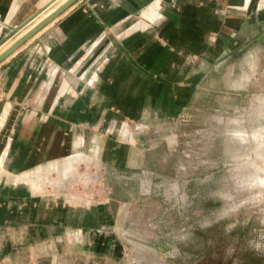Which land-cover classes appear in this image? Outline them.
<instances>
[{"label": "crops", "instance_id": "obj_1", "mask_svg": "<svg viewBox=\"0 0 264 264\" xmlns=\"http://www.w3.org/2000/svg\"><path fill=\"white\" fill-rule=\"evenodd\" d=\"M40 1L0 0V43L42 8L23 15ZM38 46L59 68V86L46 96L42 120L32 70ZM233 54L240 72L220 71L224 89L260 85L264 0H77L4 59L0 264L145 260L124 246V206L114 216L109 200L65 188L77 175L70 171L85 160L72 155L103 133L114 138L107 158L123 164L117 155L122 144L134 145L133 133L180 115L198 92L210 94L205 85L217 81L213 69L229 67ZM53 112L64 115V125L47 120ZM87 161L94 163V156Z\"/></svg>", "mask_w": 264, "mask_h": 264}, {"label": "rangeland", "instance_id": "obj_2", "mask_svg": "<svg viewBox=\"0 0 264 264\" xmlns=\"http://www.w3.org/2000/svg\"><path fill=\"white\" fill-rule=\"evenodd\" d=\"M60 1L39 4L23 15L46 7L31 16L32 24ZM31 24L2 43L0 50ZM36 60L32 70L43 97L37 102L42 120L46 96L59 86V68L42 46L36 49ZM236 60L233 54L229 67L213 69L217 81L205 85L210 94L198 92L180 115L133 133L135 144H122L117 153L123 164L107 158L114 138L103 133L94 145L72 155L85 159V164L70 171L77 175L65 188L109 200L114 216L120 205L125 207L126 215L119 221L124 246L146 257L137 264H264V185L259 189L246 182L250 164L264 168V155L258 159L254 142H242L236 135L264 125V59L255 76L260 85L227 91L220 71L240 72ZM46 116L64 125V115ZM89 156H94V163L87 161Z\"/></svg>", "mask_w": 264, "mask_h": 264}, {"label": "bare ground", "instance_id": "obj_3", "mask_svg": "<svg viewBox=\"0 0 264 264\" xmlns=\"http://www.w3.org/2000/svg\"><path fill=\"white\" fill-rule=\"evenodd\" d=\"M47 0H41L40 1V4H47V3H49L50 2V0H48L47 2H46ZM53 1V0H52ZM66 0H61L59 3H56V5H54V6H52V7H48L49 9L48 10H46L44 13H42L40 16H36L35 15V17H37V18H35L34 19V21H33V23L31 24V21H30V26L27 28V29H25V30H23L15 39H13L12 41H10L5 47H3L1 50H0V53L2 52V51H4L5 49H7L12 43H14L19 37H21L24 33H26L29 29H31L34 25H36L37 23H39L40 21H42L45 17H47L50 13H52L55 9H57V7L59 6V5H61L62 3H64ZM55 2V1H54ZM53 4V3H52ZM45 6H47V5H45ZM46 8V7H45ZM27 26V25H26ZM24 28V27H23ZM23 28H21L20 30H22ZM17 35V34H16ZM15 36V35H14ZM11 39V38H10ZM264 104V103H263ZM260 105V104H259ZM264 124V123H263ZM262 124V125H263ZM123 128V127H122ZM124 133H125V130L123 131ZM120 134V133H119ZM125 135V134H124ZM236 135L237 136H239L240 137V139H241V141L243 142V141H245V142H247L248 140H251V141H253L254 142V146H255V149H254V155L257 157V156H259V158L258 159H262V158H260V156L261 155H264V125L263 126H261V127H259V128H256V129H254V130H252L251 132H250V134H246L244 131H242L241 133H239V132H236ZM235 135V136H236ZM238 137V138H239ZM239 139V140H240ZM80 155V154H79ZM263 158H264V156H263ZM70 159H71V157H70ZM90 159V158H89ZM256 159V158H255ZM258 159L256 160V161H258ZM260 161V160H259ZM75 162V161H74ZM79 162V161H78ZM254 162H255V160H254ZM77 163V162H76ZM80 163V162H79ZM87 163V162H86ZM72 164H73V162H72ZM84 164H85V162H84ZM253 164V165H252ZM252 164H250L251 166H252V168H251V170H252V173L250 174V176H248L247 177V180H246V182H248L249 183V186H252V187H254V188H259V189H262L261 187L264 185V178L262 177V172H264V168L263 169H260V168H258L256 165H254V163H252ZM245 165V164H244ZM51 165H49V167H50ZM75 166V165H74ZM241 166V165H240ZM48 167V166H47ZM72 167V166H71ZM244 167V166H243ZM239 168L240 167H238V170H239ZM243 169V168H242ZM248 169V168H247ZM66 170V169H65ZM73 170V169H72ZM237 170V169H236ZM244 170V169H243ZM67 171V170H66ZM77 171V170H76ZM34 172V171H33ZM51 172H52V170H51ZM50 172V173H51ZM30 173V172H29ZM28 173V174H29ZM35 173V172H34ZM49 173V172H48ZM72 173V172H71ZM71 173H69V174H71ZM27 174V173H26ZM32 174V173H31ZM52 174V173H51ZM65 174H67V173H65ZM68 174V175H69ZM19 175H21V174H19ZM63 175V174H62ZM18 177V176H17ZM30 177V176H29ZM62 177H64V175L62 176ZM61 177V178H62ZM71 177V176H70ZM69 176H68V178H70ZM51 178V177H50ZM56 180V179H55ZM66 180V179H65ZM48 181V180H47ZM51 181V180H50ZM58 181V180H57ZM62 181V180H61ZM35 183V182H34ZM42 183V182H41ZM56 183V182H55ZM58 184V183H57ZM27 185V184H26ZM34 185V184H33ZM38 185V184H37ZM36 185V186H37ZM59 185V184H58ZM260 191V190H259ZM260 196V195H259Z\"/></svg>", "mask_w": 264, "mask_h": 264}, {"label": "water", "instance_id": "obj_4", "mask_svg": "<svg viewBox=\"0 0 264 264\" xmlns=\"http://www.w3.org/2000/svg\"><path fill=\"white\" fill-rule=\"evenodd\" d=\"M77 0H67L62 5H60L57 9H55L52 13H50L47 17H45L42 21L34 25L31 29H29L26 33H24L21 37H19L14 43H12L7 49H5L2 53H0V63L6 59L9 55L15 52L18 48H20L24 43H26L29 39L35 36L41 29L47 26L50 22H52L55 18H57L60 14H62L67 8H69L72 4H74ZM51 3H49L50 5ZM48 5V6H49ZM47 6V7H48ZM45 9V8H44ZM43 9V10H44ZM43 10L37 11L36 15L41 13ZM27 21L24 23L20 29L27 25ZM19 29V30H20ZM4 43V42H2ZM0 43V45L2 44Z\"/></svg>", "mask_w": 264, "mask_h": 264}, {"label": "flooded vegetation", "instance_id": "obj_5", "mask_svg": "<svg viewBox=\"0 0 264 264\" xmlns=\"http://www.w3.org/2000/svg\"><path fill=\"white\" fill-rule=\"evenodd\" d=\"M191 132V131H190Z\"/></svg>", "mask_w": 264, "mask_h": 264}]
</instances>
